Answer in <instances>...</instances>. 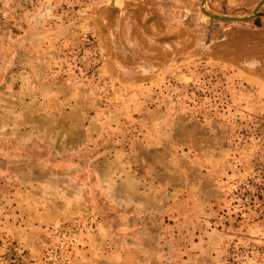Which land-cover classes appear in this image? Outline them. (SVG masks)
Instances as JSON below:
<instances>
[{"label":"rangeland","instance_id":"rangeland-1","mask_svg":"<svg viewBox=\"0 0 264 264\" xmlns=\"http://www.w3.org/2000/svg\"><path fill=\"white\" fill-rule=\"evenodd\" d=\"M0 264H264V0H0Z\"/></svg>","mask_w":264,"mask_h":264},{"label":"water","instance_id":"water-1","mask_svg":"<svg viewBox=\"0 0 264 264\" xmlns=\"http://www.w3.org/2000/svg\"><path fill=\"white\" fill-rule=\"evenodd\" d=\"M256 16V14H254ZM212 18L220 20V21H224V22H238V21H247L249 18L247 19H240V18H230V17H218V16H214L211 15Z\"/></svg>","mask_w":264,"mask_h":264}]
</instances>
